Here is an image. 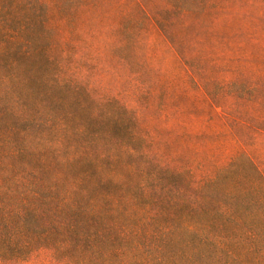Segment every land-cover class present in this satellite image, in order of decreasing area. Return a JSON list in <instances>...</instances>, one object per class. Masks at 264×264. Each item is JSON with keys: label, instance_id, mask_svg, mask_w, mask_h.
I'll return each instance as SVG.
<instances>
[{"label": "rangeland", "instance_id": "rangeland-1", "mask_svg": "<svg viewBox=\"0 0 264 264\" xmlns=\"http://www.w3.org/2000/svg\"><path fill=\"white\" fill-rule=\"evenodd\" d=\"M0 148L28 181L106 182L142 214L191 175L211 209L223 192L198 188L241 154L264 172V0H0Z\"/></svg>", "mask_w": 264, "mask_h": 264}, {"label": "trees", "instance_id": "trees-1", "mask_svg": "<svg viewBox=\"0 0 264 264\" xmlns=\"http://www.w3.org/2000/svg\"><path fill=\"white\" fill-rule=\"evenodd\" d=\"M238 162L247 176L237 173ZM186 178L181 202L161 197L156 212L142 214L129 191L104 194L106 182L89 179L83 193L79 182L28 181L0 159V262H24L45 250L58 264H264V172L254 160L241 154L200 186L202 195L208 189L204 202L218 189L223 198L199 213L185 198L192 190ZM174 205L180 214L168 213Z\"/></svg>", "mask_w": 264, "mask_h": 264}]
</instances>
